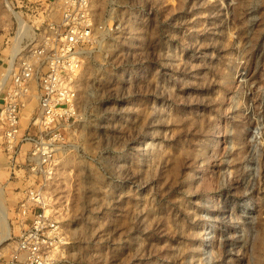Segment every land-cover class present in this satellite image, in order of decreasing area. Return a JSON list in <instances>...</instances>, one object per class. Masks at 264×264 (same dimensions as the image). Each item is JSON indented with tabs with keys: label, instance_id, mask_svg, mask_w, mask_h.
<instances>
[{
	"label": "rangeland",
	"instance_id": "374dc122",
	"mask_svg": "<svg viewBox=\"0 0 264 264\" xmlns=\"http://www.w3.org/2000/svg\"><path fill=\"white\" fill-rule=\"evenodd\" d=\"M91 13L76 121L42 181L54 264H264V0H93ZM58 17L57 0H0V74ZM2 131L6 256L32 182L29 146Z\"/></svg>",
	"mask_w": 264,
	"mask_h": 264
},
{
	"label": "built area",
	"instance_id": "2783aa9c",
	"mask_svg": "<svg viewBox=\"0 0 264 264\" xmlns=\"http://www.w3.org/2000/svg\"><path fill=\"white\" fill-rule=\"evenodd\" d=\"M91 3L57 0L58 21L49 20L44 27L35 28L34 42L25 45L17 62L13 58L0 74L3 139L11 150L19 144L29 146L23 166L32 182L26 189V200L18 207L22 228L15 237V248L6 256L0 254L5 264H54V253L61 246V229L45 210L42 181L53 175L65 136L76 121V78L83 55L98 43L100 25L94 22ZM22 43L20 38L18 46ZM30 91L36 99L35 113L21 131V114Z\"/></svg>",
	"mask_w": 264,
	"mask_h": 264
},
{
	"label": "bare ground",
	"instance_id": "6f19581e",
	"mask_svg": "<svg viewBox=\"0 0 264 264\" xmlns=\"http://www.w3.org/2000/svg\"><path fill=\"white\" fill-rule=\"evenodd\" d=\"M18 20L20 22V30L18 31V35H19L18 38H20L22 35H24L26 30L30 29V27H28L26 25V23H24L21 19H18ZM16 54H17V49H14V51H13V53L11 55V60H9L10 64L12 63L13 58L15 57ZM1 85H2V83L0 82V89H1ZM2 195H3V193H2L1 186H0V235H1L0 236V245L2 243H4L5 241H7L9 236H10V234H11V227H10V224H9V221H8V212H7L6 207L4 206V202H3L4 200H3ZM43 198H44V203L45 202L47 203L48 202V200H47L48 198H46L45 196H43ZM46 212L49 213L50 210L47 209Z\"/></svg>",
	"mask_w": 264,
	"mask_h": 264
}]
</instances>
